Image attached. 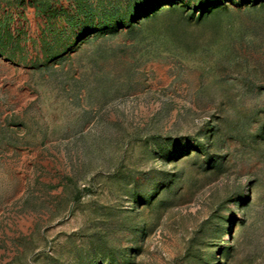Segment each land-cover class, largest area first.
Segmentation results:
<instances>
[{"label":"rangeland","instance_id":"374dc122","mask_svg":"<svg viewBox=\"0 0 264 264\" xmlns=\"http://www.w3.org/2000/svg\"><path fill=\"white\" fill-rule=\"evenodd\" d=\"M0 264H264V0H0Z\"/></svg>","mask_w":264,"mask_h":264}]
</instances>
